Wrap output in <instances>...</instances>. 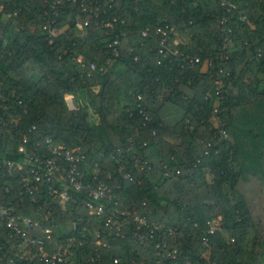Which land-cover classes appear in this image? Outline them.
I'll use <instances>...</instances> for the list:
<instances>
[{
	"label": "trees",
	"instance_id": "1",
	"mask_svg": "<svg viewBox=\"0 0 264 264\" xmlns=\"http://www.w3.org/2000/svg\"><path fill=\"white\" fill-rule=\"evenodd\" d=\"M53 1L0 0V205L40 221L39 229L49 226L52 211L57 234L48 249L69 246L81 264H157L156 252L144 250L128 231L123 239L107 240L106 248L79 245L84 228L101 224L82 207V194L73 193L75 203L62 206L46 192L21 193L2 162L21 160L23 135L43 147L50 139L79 148L88 164L99 167V180L112 187L120 208L182 231L167 240L178 250L167 264H206L200 259L203 237L211 244V263L264 264V57H258L264 52V0H228L235 11L221 0H100L107 11L97 16L83 12L79 0H55L61 30L49 43L42 25L55 20ZM76 17L90 20L84 36L77 35ZM163 26L187 38L186 44L170 42L165 57L155 35ZM115 40L120 53L113 65L103 73L91 70ZM191 59L199 63L190 65ZM216 78L223 81L218 117L228 139L204 156L215 133L209 120ZM80 93L87 105L71 110L65 97ZM168 106L179 110L173 123L160 117ZM138 160L145 162L138 181L124 180L118 169L133 173ZM42 199L39 220L33 200ZM213 222L219 228L209 235ZM0 264L42 263L10 253Z\"/></svg>",
	"mask_w": 264,
	"mask_h": 264
},
{
	"label": "built area",
	"instance_id": "2",
	"mask_svg": "<svg viewBox=\"0 0 264 264\" xmlns=\"http://www.w3.org/2000/svg\"><path fill=\"white\" fill-rule=\"evenodd\" d=\"M75 3L77 0H67ZM100 0H79L80 7L83 12L97 16L98 11H107L106 7L99 6ZM113 3V0H103ZM48 3V0H44ZM223 7H228L229 10L235 11L236 7L228 0H221ZM51 6L54 10L55 20L42 25V30L46 33V38L51 43L53 38L60 33L57 26V19L60 13L57 9L58 1H53ZM110 7V6H109ZM75 25L76 31L80 36L85 35V27L88 26L90 20L82 21L80 17H76L72 21ZM225 22V21H223ZM149 29L142 32V37H147ZM155 35L159 36L158 54L165 57V50L170 51V42L177 46L179 44L176 38L181 36L168 26L157 27ZM118 41L115 40L108 45L110 50L104 62L100 65L90 63L91 70H98L103 73L111 67L116 58L119 57ZM225 48V46H224ZM173 54L177 51L171 52ZM258 57H264V52L259 53ZM226 58V57H225ZM188 60V57H186ZM75 61L85 66L82 57H77ZM158 65L161 61L157 60ZM199 59L189 60V64H197ZM207 67L213 66V61H208ZM219 74H223L220 69ZM228 75V73H226ZM222 79L216 78L214 80V91L212 96H205L204 100L210 98L214 99L215 106L212 110L209 120L210 129L213 130L214 137L211 142L204 146L203 155L209 156L211 150L215 146L228 139L227 132L223 126L221 119L218 117L220 112L219 105L222 100ZM140 100V97H138ZM142 110L140 111V113ZM146 121H150L148 116L144 115ZM35 131V127L28 130L31 135ZM30 138L23 135L17 152L22 157L20 161H6L2 165L6 167L9 176H16L18 184L21 187L23 195L33 196L36 193L46 192L51 201H59V204L64 206L67 201L75 203L72 198L73 193L82 194L84 196V203L82 207L87 211L89 216L95 217L101 222L100 226L94 230H85L80 233L81 242L83 245L85 241H90L97 247H108L107 240L112 238L123 239L125 232H129L132 239L136 241L144 250L155 251L157 254V264H167L178 258V250L169 246L167 240L181 235L182 231L176 229L165 230L159 223H149L145 218L140 216L137 210H128L119 207V203L115 199L110 187L106 182L99 180V167L92 166L86 162L84 155H82L79 148H66L62 145L54 144L50 139L45 140V147L36 141L33 145L30 144ZM216 151V149L214 150ZM144 161L135 162V172L124 173L122 168L118 169L124 180L129 182L138 181L140 173L144 170ZM111 179V175L107 176ZM119 188V185L115 186ZM9 192L8 188H5ZM38 206L36 216L40 220L42 216V205L46 200H33ZM51 212H48L46 217L49 226L39 229L40 221L31 217L23 216L16 213L15 209L8 205H0V262L8 259V254L12 253L16 257H22L26 260L38 259L42 264H81L74 258V254L69 246L59 249L57 252H51L48 249L52 245L54 234H57L56 226L51 219ZM217 223H209L207 234L212 235L217 230ZM40 233V236L36 234ZM232 241V240H231ZM202 246L206 249L200 259L206 261V264H214L210 262L209 251L211 244L207 237L202 238ZM206 253H208L206 255ZM111 264H120L119 259H114ZM130 264H136L131 261ZM189 264V263H187Z\"/></svg>",
	"mask_w": 264,
	"mask_h": 264
},
{
	"label": "rangeland",
	"instance_id": "3",
	"mask_svg": "<svg viewBox=\"0 0 264 264\" xmlns=\"http://www.w3.org/2000/svg\"><path fill=\"white\" fill-rule=\"evenodd\" d=\"M77 34H80L79 32H77ZM176 41L182 43V44H186L187 43V38L184 36H179L176 38ZM66 103L68 105V107L71 110H75L78 108H82L85 107L88 103V100L86 98V95L84 93H80L78 95H76L75 97L72 96H66L65 97ZM89 121H92L93 123L97 121L96 117L94 116L92 110L89 108ZM208 253H206L207 255Z\"/></svg>",
	"mask_w": 264,
	"mask_h": 264
},
{
	"label": "crops",
	"instance_id": "4",
	"mask_svg": "<svg viewBox=\"0 0 264 264\" xmlns=\"http://www.w3.org/2000/svg\"><path fill=\"white\" fill-rule=\"evenodd\" d=\"M160 117L166 123H173L179 117V110L171 106L164 107L163 111H161Z\"/></svg>",
	"mask_w": 264,
	"mask_h": 264
}]
</instances>
